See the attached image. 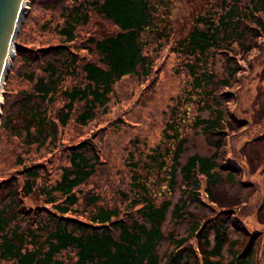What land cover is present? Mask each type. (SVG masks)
Segmentation results:
<instances>
[{
    "label": "trees",
    "instance_id": "trees-1",
    "mask_svg": "<svg viewBox=\"0 0 264 264\" xmlns=\"http://www.w3.org/2000/svg\"><path fill=\"white\" fill-rule=\"evenodd\" d=\"M34 2L40 0H33V6ZM221 4V13L207 10L205 15L197 18V25L189 35L178 42V47L170 49L174 53L181 48L179 54L189 57L186 68L194 79L192 89L195 90L187 98L181 95L176 99L172 114L180 119L195 95L203 104L208 98L212 99L215 107L207 105L211 117L197 119L195 125L204 134L215 135L213 140L217 148L210 155H192L181 164L179 159L185 139L181 138L178 123L168 121L166 125L169 129L164 132V138H172L176 148L158 144L141 156L128 154L126 164L131 172L130 181L125 187H121L124 181L116 185V191L121 195L126 187L132 190L128 208L98 203L100 196L91 190L88 195L84 194V185L94 177L98 167L106 163L104 155L99 154L103 149L87 139L62 147V142L58 140L59 127L69 121L86 127L98 111L107 109L111 95L122 80L138 76L141 72L149 74L152 55L148 56L145 51L147 43L143 34L156 25L157 17L161 16L155 0H71V3L63 4L60 13L56 11V2L44 5L46 10L50 9L49 16H53L48 18L43 29L56 33L63 43L38 49L42 54L39 60L34 59L32 47L17 36L13 67L10 77L6 76V90L13 93L10 85L17 80L18 74V79L29 78L33 82L32 93L19 90V98H12L3 124L12 129L14 119L11 115L23 113L27 133L32 135V126L37 124L36 151L51 146L48 154L58 150L66 157L67 164L54 168L49 163L52 170H48V162L29 164L26 161L30 160L26 157L18 156L17 163L25 178L20 180L14 174L0 184L1 260L12 264H66L63 256L69 253L71 264H257L258 242L252 238L243 245L247 235L232 219L216 220L210 224L208 220L194 218L188 209L191 204L206 205L201 197L202 191L216 203L215 188L224 181H238L237 167H228L225 163L227 138H224V133L230 121H224L223 101L211 92L215 86L213 74L205 71L198 73V69L205 59L215 58L222 50L224 53L219 55L227 57V78L232 79L236 74L232 45L248 38L249 32L264 29V21L258 17L264 18V0H233L232 3L222 0ZM31 9L34 10L33 7ZM92 15L110 21L115 30L106 32L102 37L91 35L82 40L83 47H74L82 34V30L77 32L78 28L88 24ZM253 21L257 27L251 26ZM165 33L161 32V39ZM168 44L166 41L164 47ZM86 48L91 53L74 51ZM49 54V58L43 56ZM20 63L21 68H32V72L25 74L23 69L17 72ZM154 70L158 78L160 69L154 67ZM80 75L84 76L85 85L74 83L64 86L67 78ZM228 79L222 80L220 86L229 87ZM59 92L65 98L63 106L52 107V114H45L43 104L56 103ZM6 98L8 102L11 97ZM7 108L5 103V112ZM177 119L173 117V120ZM169 158L172 159L171 165H167ZM178 170L184 182L182 194L174 205L170 200L158 202L147 181L148 176L152 173L160 176L164 171L170 183L174 184ZM52 171L57 175L56 180L36 188L38 179L49 176ZM36 189L44 198V204L40 208H27L23 198L34 194ZM170 210L178 220H192L186 235H174L173 232L164 235L162 226ZM233 234L236 237L230 240ZM191 239L198 240V249L189 243ZM164 240L171 241V248L161 255L158 249ZM225 250L230 255L227 262Z\"/></svg>",
    "mask_w": 264,
    "mask_h": 264
},
{
    "label": "rangeland",
    "instance_id": "rangeland-1",
    "mask_svg": "<svg viewBox=\"0 0 264 264\" xmlns=\"http://www.w3.org/2000/svg\"><path fill=\"white\" fill-rule=\"evenodd\" d=\"M26 1L27 6L22 9L23 21L17 36L20 41L27 42L32 47L34 59L39 60L42 54L38 49L49 47L50 44L59 45L62 42V38L58 37L56 33L49 29H43L48 18L53 16H49L50 9L46 10L44 5L56 2V11L59 12L63 4L71 3V0H40V2H34L35 6L32 4L33 0ZM227 2L232 3L233 0H227ZM155 3V6L160 9L161 20L157 17L156 25L154 24L143 34V40L147 43L145 51L148 56L152 55L149 74L144 75L141 72L138 76L122 80L115 88L114 94L111 95L107 109L104 112L98 111L95 119L89 122L86 127L80 126L75 121H69L67 125L59 127L58 140L62 142V147H68L87 139L95 144L98 143L99 147L103 149V152L99 154L104 155L106 163L98 167L94 177L84 185L83 192L88 195L91 190L93 194H98L97 196H100L98 203L109 207L128 208L130 205L132 190L129 191V187H126L122 189V195L116 191L118 182L124 181L121 187H125L126 182L130 181L131 172L126 164L129 153L138 157L158 144L168 145L170 149L176 148V143L172 138L168 140L164 138V132L169 129V126L166 125L168 121L178 123L181 138L185 139L184 150L179 159L181 164H184L192 155H210L217 148L213 140L215 135L204 134L201 128L195 125L197 119L211 117L207 105L215 107L212 99L208 98L203 104L198 95H195L190 106L181 113L180 119L172 114L174 108L172 105L176 99L181 95H185L187 98L195 90L192 89L194 79L186 68L189 57L183 53V55L179 54L182 52L181 48L174 53L170 49L178 47V42L189 35L197 25V18L205 15L207 10H216L221 13L222 0H155ZM32 7L34 10L31 9ZM27 16L29 18L26 22ZM258 17L264 21L263 17L259 15ZM251 26L257 27V24L253 21ZM80 30H82V34L77 39V44L74 46L76 48L84 46L81 45L83 39L89 38L91 35L102 37L106 32L114 31L115 27L110 21L92 15L91 21L85 26L79 27L77 32ZM161 32H166L167 37L164 35L161 39ZM247 37L232 45L236 69V74L232 79L227 78L229 74L226 66L227 57L219 55L224 53L222 50L216 54L215 58L205 59L201 63V68L198 69V73L205 71L213 74L215 86L212 88L214 93L211 92L223 101L224 121H230V126L224 133V138H227L225 163L228 167H237L239 172H236V179L238 181L236 183L224 181L223 184L216 187L214 190L218 201L216 203L212 202L208 194L202 191L201 197L206 205L191 204L188 209L192 211L194 218L208 220L207 223L210 224L216 220L232 219L238 224V228L247 235L245 236L246 241H242L243 245H246L252 238L258 242L256 263L264 264V29L256 33L249 32ZM166 41L169 44L164 47ZM74 51L82 54L91 53L87 48L83 51ZM43 56L49 58L50 54ZM21 64L17 66V72L21 69L25 70V74L32 72V68H21ZM12 67L13 59L7 68L0 96V184L7 182L6 179L14 174L20 180L25 178L24 173L20 172L21 166H18L17 163L19 155L30 160L26 161L29 164L31 162L36 164L48 162V170H52L51 163L54 168L67 164L66 157L61 155L58 150L48 154L51 146L42 151H36L34 145L38 138L36 137L37 124L34 123L32 126V135L27 133V123L23 113L18 115L15 112L11 115V118L14 119L12 129L4 126L9 106L13 102L12 98L18 99V92L21 90L32 93L30 90L33 82H30L29 78L18 79V74L17 80L10 85V89H14L13 93L10 94V90H6V76L10 77ZM154 67L160 69L158 78ZM225 79H228L230 86L224 88L220 86V83ZM74 83L85 85L84 76L69 77L64 82V86L68 87ZM6 97H11L8 102ZM55 102L54 104H50V102L43 104V109H46L45 114L51 115L52 107L63 106L65 98L61 96L60 92ZM5 103L8 105L6 112L3 109ZM75 117L76 115L73 116V118ZM173 117L177 121L173 120ZM168 132L171 134L170 130ZM173 133L175 134V131ZM29 147L31 152L29 151L28 154ZM171 164L172 159L169 158L167 165ZM167 176L164 171H161L160 176L152 173L148 176L147 181L158 202L170 200L174 205L182 194L184 182L179 170L174 184L170 183ZM56 177V173L52 171L49 176L39 178L36 188L53 183ZM1 193L2 190H0ZM23 201L27 208L35 206L40 208L44 204V198L37 189L34 194L25 196ZM20 206L25 208L23 204ZM42 215H44L43 212ZM191 224L192 220L188 218L182 220L174 218L170 210L162 230L164 235L173 232L174 235L184 236L188 233ZM234 236L236 237L234 234L231 235L230 240ZM189 243L198 249L197 239H191ZM170 248L171 241L164 240L158 250L162 255ZM224 255L225 262H227L230 259L227 250ZM63 257L66 259V264H71L69 253L64 254ZM0 264H12V262L0 259Z\"/></svg>",
    "mask_w": 264,
    "mask_h": 264
},
{
    "label": "water",
    "instance_id": "water-1",
    "mask_svg": "<svg viewBox=\"0 0 264 264\" xmlns=\"http://www.w3.org/2000/svg\"><path fill=\"white\" fill-rule=\"evenodd\" d=\"M23 3L24 0H0V96L12 46L15 54V40L23 21Z\"/></svg>",
    "mask_w": 264,
    "mask_h": 264
},
{
    "label": "bare ground",
    "instance_id": "bare-ground-1",
    "mask_svg": "<svg viewBox=\"0 0 264 264\" xmlns=\"http://www.w3.org/2000/svg\"><path fill=\"white\" fill-rule=\"evenodd\" d=\"M26 6H27V1L24 0L23 8L25 9ZM22 18H23V17H22ZM22 18L20 19V22L22 21ZM13 56H14V48H13V46H12V47H11V50H10V53H9V58H8V61H7V67H6V68H8L9 65L11 64V61H12ZM0 99H1V97H0ZM0 103H1V101H0Z\"/></svg>",
    "mask_w": 264,
    "mask_h": 264
}]
</instances>
